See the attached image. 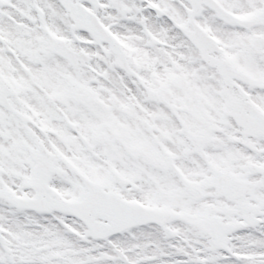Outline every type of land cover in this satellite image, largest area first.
Wrapping results in <instances>:
<instances>
[{"label":"snow or ice","instance_id":"6c2138e0","mask_svg":"<svg viewBox=\"0 0 264 264\" xmlns=\"http://www.w3.org/2000/svg\"><path fill=\"white\" fill-rule=\"evenodd\" d=\"M0 264H264V0H0Z\"/></svg>","mask_w":264,"mask_h":264}]
</instances>
